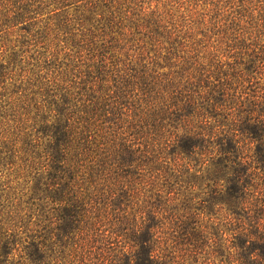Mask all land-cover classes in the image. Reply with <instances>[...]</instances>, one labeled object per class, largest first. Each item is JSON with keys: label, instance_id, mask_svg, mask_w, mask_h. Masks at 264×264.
Instances as JSON below:
<instances>
[{"label": "trees", "instance_id": "obj_1", "mask_svg": "<svg viewBox=\"0 0 264 264\" xmlns=\"http://www.w3.org/2000/svg\"><path fill=\"white\" fill-rule=\"evenodd\" d=\"M0 264H264V0H0Z\"/></svg>", "mask_w": 264, "mask_h": 264}]
</instances>
